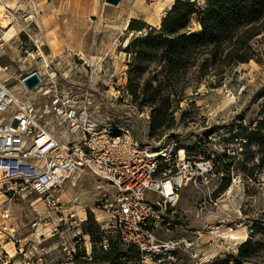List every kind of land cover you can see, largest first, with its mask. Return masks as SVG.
Here are the masks:
<instances>
[{"label": "rangeland", "instance_id": "rangeland-1", "mask_svg": "<svg viewBox=\"0 0 264 264\" xmlns=\"http://www.w3.org/2000/svg\"><path fill=\"white\" fill-rule=\"evenodd\" d=\"M174 2L121 0L112 6L105 0H0L10 23L5 27L0 22V78L18 98L40 101L27 93L24 78L34 72L56 76L78 90L92 110L100 106L154 150L215 158L211 189L224 180L223 189L214 193L217 215L197 218L202 196L188 186L167 228L155 233L161 243L198 232L200 245L146 264H235L247 240L261 250L244 264H264V143H246L264 109V31L252 41L256 60L226 68L221 75L210 67L202 80L193 71L176 122L150 137L153 112L139 108L128 92L132 56L126 50L140 33L127 29L132 19L160 27ZM55 194L62 202L58 210H50L47 199L35 194H0V264H72L75 254L92 261L102 256V244L107 250L110 241L119 239L113 221L101 211L114 194L105 181L84 172ZM137 262L134 256L130 264Z\"/></svg>", "mask_w": 264, "mask_h": 264}, {"label": "built area", "instance_id": "built-area-1", "mask_svg": "<svg viewBox=\"0 0 264 264\" xmlns=\"http://www.w3.org/2000/svg\"><path fill=\"white\" fill-rule=\"evenodd\" d=\"M37 73L42 82L30 93L40 101L18 98L0 78V194L10 198L35 194L47 199L50 210H58L62 202L55 192L89 172L113 190L101 211L113 221L123 246L139 250L142 264L196 250L198 232L161 243L155 233L167 228L168 217L188 186L202 196L197 218L217 215L214 193L221 184L217 190L210 187L216 175L214 160L190 158L184 150L178 154L168 148L154 150L100 106L92 110L79 99L78 90L67 88L56 76Z\"/></svg>", "mask_w": 264, "mask_h": 264}, {"label": "trees", "instance_id": "trees-1", "mask_svg": "<svg viewBox=\"0 0 264 264\" xmlns=\"http://www.w3.org/2000/svg\"><path fill=\"white\" fill-rule=\"evenodd\" d=\"M127 30L140 33L126 50L132 56L128 92L139 108L152 110L150 137H154L176 122L175 115L193 71L202 80L210 67L221 75L226 68L257 59L252 41L264 31V0H175L160 27L132 19ZM262 98L264 102V94ZM246 143H264V109ZM207 159L216 163L215 158ZM223 185L224 180L218 191ZM100 250L102 256L96 255L92 261L75 254L72 264H130L134 256L139 264L142 262L139 250L123 246L120 239L110 241L107 250L102 244ZM260 250V246L247 240L235 264H244ZM216 264L232 262L222 260Z\"/></svg>", "mask_w": 264, "mask_h": 264}, {"label": "water", "instance_id": "water-1", "mask_svg": "<svg viewBox=\"0 0 264 264\" xmlns=\"http://www.w3.org/2000/svg\"><path fill=\"white\" fill-rule=\"evenodd\" d=\"M105 2L112 6H118L121 0H105ZM41 82L42 81L38 73L34 72L24 78L23 85L25 86L27 91L32 92L41 84Z\"/></svg>", "mask_w": 264, "mask_h": 264}, {"label": "bare ground", "instance_id": "bare-ground-1", "mask_svg": "<svg viewBox=\"0 0 264 264\" xmlns=\"http://www.w3.org/2000/svg\"><path fill=\"white\" fill-rule=\"evenodd\" d=\"M5 18H7L6 14H5V6H1L0 5V22H2L3 26L5 27H9L10 23H7V21H5ZM127 28V27H126ZM129 43V42H128ZM12 93V92H11ZM14 95V93H12ZM245 229V228H244ZM246 231V230H245ZM239 233V232H237ZM243 233V232H242ZM247 234V233H246ZM243 235V234H242ZM234 239H238L235 235H233ZM247 238V237H246Z\"/></svg>", "mask_w": 264, "mask_h": 264}]
</instances>
